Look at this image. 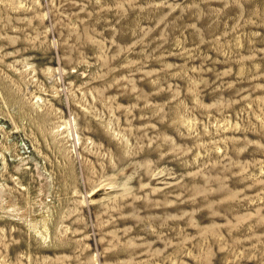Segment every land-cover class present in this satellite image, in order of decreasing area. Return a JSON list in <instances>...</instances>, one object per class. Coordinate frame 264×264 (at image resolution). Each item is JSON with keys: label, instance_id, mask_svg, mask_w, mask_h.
Listing matches in <instances>:
<instances>
[{"label": "rangeland", "instance_id": "obj_1", "mask_svg": "<svg viewBox=\"0 0 264 264\" xmlns=\"http://www.w3.org/2000/svg\"><path fill=\"white\" fill-rule=\"evenodd\" d=\"M0 189V264H264V0H0Z\"/></svg>", "mask_w": 264, "mask_h": 264}, {"label": "bare ground", "instance_id": "obj_2", "mask_svg": "<svg viewBox=\"0 0 264 264\" xmlns=\"http://www.w3.org/2000/svg\"><path fill=\"white\" fill-rule=\"evenodd\" d=\"M16 170V169H15ZM38 171V170H37ZM38 175H40V173L38 174ZM46 180V179H45ZM47 186V185H46ZM0 190H2V189H0ZM43 190H44V195H45V188H43ZM1 193V192H0ZM48 193V192H47ZM2 198V197H1ZM43 222V221H42ZM31 223V222H30ZM32 226V225H31Z\"/></svg>", "mask_w": 264, "mask_h": 264}]
</instances>
